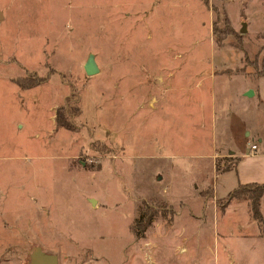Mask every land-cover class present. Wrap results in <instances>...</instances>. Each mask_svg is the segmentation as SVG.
Wrapping results in <instances>:
<instances>
[{"label":"rangeland","instance_id":"374dc122","mask_svg":"<svg viewBox=\"0 0 264 264\" xmlns=\"http://www.w3.org/2000/svg\"><path fill=\"white\" fill-rule=\"evenodd\" d=\"M263 98L264 0H0V264H264Z\"/></svg>","mask_w":264,"mask_h":264},{"label":"crops","instance_id":"0c3cea01","mask_svg":"<svg viewBox=\"0 0 264 264\" xmlns=\"http://www.w3.org/2000/svg\"><path fill=\"white\" fill-rule=\"evenodd\" d=\"M263 104L264 105V98H263ZM260 135L258 140H257V145H256V151L255 154H251L250 157L252 160L257 161L252 163L251 166H246L244 171H241L242 165L244 162H240L241 157L238 156V162L236 163V167H239V177L237 178L238 181V187L246 184H264V137L261 136V134L258 132ZM253 146V144L250 145V147ZM250 150V149H249ZM239 155V154H238ZM234 169V172H235Z\"/></svg>","mask_w":264,"mask_h":264},{"label":"water","instance_id":"95a60500","mask_svg":"<svg viewBox=\"0 0 264 264\" xmlns=\"http://www.w3.org/2000/svg\"><path fill=\"white\" fill-rule=\"evenodd\" d=\"M245 30H242L244 32ZM85 64V72L87 75H95L98 72V68L96 63L93 61L92 58H89ZM248 97L253 96V92L249 91L245 94ZM30 264H58V258L55 255H49L42 253L41 251L37 250L31 255Z\"/></svg>","mask_w":264,"mask_h":264},{"label":"trees","instance_id":"16d2710c","mask_svg":"<svg viewBox=\"0 0 264 264\" xmlns=\"http://www.w3.org/2000/svg\"><path fill=\"white\" fill-rule=\"evenodd\" d=\"M57 118H58V115H57ZM58 120V119H57ZM59 121V120H58ZM59 124V123H58ZM59 125H61V126H63V127H65L66 128V126L64 125V124H59ZM236 165V164H235ZM236 167V166H235ZM235 169V168H234ZM231 169H229L228 171H230ZM240 188H241V190L242 189H244V190H247L248 188H256V189H258V188H264V184H246V185H242V186H240ZM239 188V189H240ZM236 192V191H235Z\"/></svg>","mask_w":264,"mask_h":264},{"label":"built area","instance_id":"2783aa9c","mask_svg":"<svg viewBox=\"0 0 264 264\" xmlns=\"http://www.w3.org/2000/svg\"><path fill=\"white\" fill-rule=\"evenodd\" d=\"M251 150L256 151V146L255 145L251 146Z\"/></svg>","mask_w":264,"mask_h":264}]
</instances>
